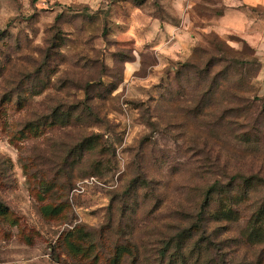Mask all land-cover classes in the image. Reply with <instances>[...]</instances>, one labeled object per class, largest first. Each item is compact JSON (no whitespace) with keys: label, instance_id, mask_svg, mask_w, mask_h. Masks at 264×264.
<instances>
[{"label":"rangeland","instance_id":"374dc122","mask_svg":"<svg viewBox=\"0 0 264 264\" xmlns=\"http://www.w3.org/2000/svg\"><path fill=\"white\" fill-rule=\"evenodd\" d=\"M223 5L0 0V264H264L262 61Z\"/></svg>","mask_w":264,"mask_h":264},{"label":"crops","instance_id":"0c3cea01","mask_svg":"<svg viewBox=\"0 0 264 264\" xmlns=\"http://www.w3.org/2000/svg\"><path fill=\"white\" fill-rule=\"evenodd\" d=\"M220 23L223 30L235 32L254 47L262 61L259 77L264 94V0H223Z\"/></svg>","mask_w":264,"mask_h":264},{"label":"trees","instance_id":"16d2710c","mask_svg":"<svg viewBox=\"0 0 264 264\" xmlns=\"http://www.w3.org/2000/svg\"><path fill=\"white\" fill-rule=\"evenodd\" d=\"M209 189H213V186H211ZM215 214H216V217H223L224 218V216H225V214H224V212H221V214H219V212H217V211H215L214 212ZM176 258H180V262H181V264H183L184 263V256H183V254H178L177 256H176ZM176 258H175V261L173 260H168V264H174V262L176 263Z\"/></svg>","mask_w":264,"mask_h":264}]
</instances>
